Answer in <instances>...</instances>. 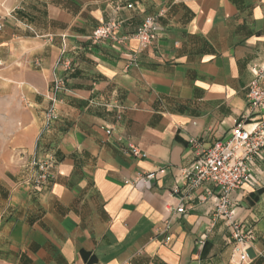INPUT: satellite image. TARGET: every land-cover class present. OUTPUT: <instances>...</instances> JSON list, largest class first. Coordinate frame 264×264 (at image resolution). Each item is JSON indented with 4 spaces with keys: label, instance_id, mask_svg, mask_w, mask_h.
<instances>
[{
    "label": "crops",
    "instance_id": "obj_1",
    "mask_svg": "<svg viewBox=\"0 0 264 264\" xmlns=\"http://www.w3.org/2000/svg\"><path fill=\"white\" fill-rule=\"evenodd\" d=\"M149 16L155 38L141 46L131 36ZM110 21L129 39L93 42ZM253 66H264V0H0V84L23 109L14 143L55 163L41 192L31 172L5 186L0 264H243L214 198L187 190L183 172L189 140L209 148L247 114ZM252 172L231 200L253 231L248 264H264V152Z\"/></svg>",
    "mask_w": 264,
    "mask_h": 264
},
{
    "label": "built area",
    "instance_id": "obj_2",
    "mask_svg": "<svg viewBox=\"0 0 264 264\" xmlns=\"http://www.w3.org/2000/svg\"><path fill=\"white\" fill-rule=\"evenodd\" d=\"M120 24L110 21L96 28L91 34L93 42L110 39L124 43L129 39L128 35L118 36ZM155 19L146 17L136 32L131 36L141 46H147L155 38ZM253 79L247 86V114L233 127L230 136L219 140L206 149H199L196 140H189V144L196 149L194 163L191 168L183 172L186 189L193 191L202 188L205 197L214 198L212 216L214 220L224 222L230 233V241L239 251V261L243 264L250 262L249 249L254 240L253 231L241 221L236 220L234 215L231 194L244 185L254 186L252 165L263 159L264 152V117L260 114L264 111V66L251 68ZM61 80H54L50 90L51 105L44 115L43 129H47L55 119L53 104L55 94L62 88ZM110 134V131H107ZM117 143L121 144L123 138L117 137ZM126 152L138 159L146 158L147 155L138 146L131 142H125ZM54 161L49 158L40 162L32 160V172L28 177V183L35 192H41L48 188L51 183L50 169ZM163 171L146 173L138 176L126 184L137 185L156 179ZM178 193L173 190L171 195ZM174 211L177 214L185 213V207L180 204ZM165 229L169 228V222L164 223Z\"/></svg>",
    "mask_w": 264,
    "mask_h": 264
},
{
    "label": "rangeland",
    "instance_id": "obj_3",
    "mask_svg": "<svg viewBox=\"0 0 264 264\" xmlns=\"http://www.w3.org/2000/svg\"><path fill=\"white\" fill-rule=\"evenodd\" d=\"M7 90L5 85L0 84V214L6 198L5 186L14 183V180L15 183L23 181L32 172L29 155L14 143L23 126L20 121L23 109L18 100H9ZM1 219L3 216H0Z\"/></svg>",
    "mask_w": 264,
    "mask_h": 264
}]
</instances>
